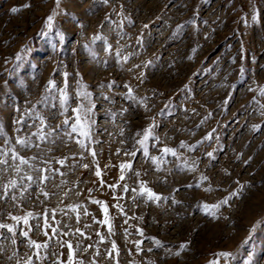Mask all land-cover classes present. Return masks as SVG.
<instances>
[{"label":"rangeland","instance_id":"obj_1","mask_svg":"<svg viewBox=\"0 0 264 264\" xmlns=\"http://www.w3.org/2000/svg\"><path fill=\"white\" fill-rule=\"evenodd\" d=\"M54 10L50 30L45 21ZM65 73L70 107L61 115L58 91L46 88L49 80L63 88ZM78 81L94 105L90 139L69 136L70 127L63 124L80 102ZM261 88L264 0H61L59 7L55 0H0V127L6 133L0 150L14 149L48 177L41 184V173L28 165H21L19 174L0 166V195L3 185L17 180L0 199V223L33 214L27 238L19 233L28 227L16 226L15 244L0 229V264H25L29 256L32 264H63L68 243L80 264H209L220 252L232 254L220 264H264ZM150 125L159 142L148 139V157H159L165 146L178 154L164 157L159 170L137 143ZM41 127L51 132L44 140L33 135ZM181 142L196 147L189 151ZM132 151L134 158L125 154ZM124 162L132 169L121 181ZM185 162H195L196 170L189 171ZM202 175L208 179L196 188ZM141 181L168 199H134L132 189ZM209 185L212 191L205 192ZM232 191L237 197L220 208L217 219L205 214L203 205ZM93 200L107 205L111 232ZM70 205L77 206L75 212ZM29 239L48 245L39 250L43 259L33 255ZM182 243L187 248L180 251Z\"/></svg>","mask_w":264,"mask_h":264},{"label":"snow or ice","instance_id":"obj_2","mask_svg":"<svg viewBox=\"0 0 264 264\" xmlns=\"http://www.w3.org/2000/svg\"><path fill=\"white\" fill-rule=\"evenodd\" d=\"M56 2V6L59 7L60 5V2L61 0H55ZM108 0H104V3H107ZM30 5H25L24 7H29ZM13 12H16L18 11V9H12ZM56 15V12L55 10L53 11V14L52 15H49L45 21V24L47 26L48 29H52L53 28V21H54V17ZM253 20L256 19V16L253 15L252 17ZM145 27H147V25H145ZM95 39L99 40L101 39V37L97 36L95 37ZM138 43H140V38H138ZM107 50V49H106ZM117 55H119V53H117ZM17 58L19 59L20 58V54H17ZM127 57L124 58L125 62L127 61ZM147 65H145L146 67ZM139 67V66H137ZM67 73L64 74V77H65V84H64V87L63 88H59L57 89L56 88V85L54 84V82L52 80H49L48 82V86L46 88V91L47 92H51L52 90H56L58 91L59 93V104H60V108H61V115H64L65 113L68 112L69 110V107H70V104H69V100H70V96H69V93H68V82H67ZM78 85H79V91H77L76 93V98L78 101H80L77 106L75 108H71V111H72V116L71 117H66L65 120L63 121V124L65 126H68L70 127V132L68 133L69 136H71L73 133H75L76 135L80 136V137H84V138H88L90 139V135H89V129H90V123H92L90 121V116H91V113H92V108L94 107V105L91 104V100H90V97H91V94L89 92H87L84 88V85L82 83H80L78 81ZM111 85H109L110 87ZM126 88L129 89L128 91V95L131 94L132 92V89L128 86V85H125ZM251 90V89H250ZM261 94H264V88H261L260 90ZM47 101V97L43 98V102H46ZM83 101H88V105H85L83 103ZM167 107V106H166ZM264 107V106H262ZM37 119L40 120V125L43 126L45 121L42 117L40 116H36ZM72 120L73 122L71 123V125H69V120ZM16 123L20 124V123H24L23 120H17ZM59 127V126H57ZM154 125H150L148 128H145L143 130V137L142 139L138 140L137 143H139L141 145V148H143L144 150V156L146 158H150L152 163L154 165H156V169L159 170L160 168V164L162 163H166V161L164 160V157H167L169 155L173 156V157H177L178 158V154H177V151L175 149H172V148H169L167 146L159 149L161 155L159 157H148V151H147V147H146V142L148 141V139L150 137H154ZM17 131H19V129H17ZM33 135H37L38 138L40 140H44L47 136H50L51 135V132H48V133H44L43 132V128H39L37 133H33ZM139 135V133H138ZM6 136V133L4 132L3 128L0 127V137H5ZM157 142H159V138L158 137H154ZM205 139H210V136L208 137H205ZM7 139H5V143H7ZM16 143L21 145L22 147H29L30 146V141L27 140V139H17L16 140ZM77 144H79V146L81 148H84L85 147V144H84V141L83 140H77L76 141ZM153 147H155V145H153ZM180 148H185L189 151H192L196 146H189V145H186L184 144L183 142H181V144L179 145ZM9 152L11 153L9 155ZM126 155H130L132 156L133 158L136 156V152L135 151H132V152H126L125 153ZM91 155H93V157H95V153L92 152ZM207 155L209 157H212L213 153L212 152H209L207 153ZM0 157H3V158H0V166H4L3 167V171L7 172L9 168H14L15 172L17 174H19V172L21 171V165H28L30 168H34L35 169V166L30 164L29 163V160H26L24 159L23 157L19 156L18 153L14 150V149H9L8 151H3V150H0ZM9 160L13 161L14 163L13 164H9ZM61 164H63V161H59ZM195 162H193V165L191 166H188L187 165V162H185V166H187L188 170L189 171H195V166H194ZM84 167L86 168L87 165H84ZM120 177L119 179L121 181L125 180V170H131L132 169V164L130 162H124V163H121L120 164ZM36 171H39L41 173V176H40V183H44V181L46 179H48L47 176H44L43 175V172L45 171L44 169H35ZM95 175L99 178L101 176V170L99 168H97L96 172H95ZM137 177H139L140 173H136ZM26 179H28L29 181H32L33 180V177L32 176H27ZM208 179V177L206 176H201L199 178V183H197L195 185L196 188H199L201 186V184L206 181ZM104 184V181L101 180V186H103ZM17 187V180L15 179H10L8 181L7 184L3 185V189H2V195H0V199H4L5 197L8 196L9 192L12 190V189H15ZM111 188L115 189L117 187V185H110ZM189 187H191V185H189ZM241 190L244 188V185H241L240 186ZM26 190V188H25ZM90 191V190H89ZM123 191L124 192H127L129 191V188L127 185H124L123 186ZM132 191L134 193H136V196L134 197V199L136 198H144L145 201H153V202H157V201H160L161 199H168L167 197H161L160 195L156 194L155 192H153L150 188L147 187V185L144 183V182H140L139 183V187H138V190L136 188H133ZM205 192H211L212 191V188L211 186L209 185V187L205 188L204 189ZM42 193H43V190H42ZM45 195V197L47 198V193H43ZM65 195H67V193H65ZM238 195V192L237 191H232L231 193H229L228 196H226L224 199L220 200L219 202L215 203V204H212V205H203V208L204 209H207L208 211H206V215L207 216H210L212 219H217V213L219 212L220 208L222 206H225V205H229V203L231 202L232 198L233 197H237ZM11 199L13 200H16V197L13 195L11 197ZM92 203L94 204H98L101 211L103 212L104 214V219L103 221H101L102 224H105L108 226V230L109 232L112 231V226H111V222H110V217L108 215V207L107 205L103 202V201H97V200H93ZM76 207L77 206H69V208L71 209V211L75 212L76 211ZM114 207H119V205H114ZM122 214H123V209L121 208L120 209ZM85 214H87V212H85ZM33 217V214L31 212L29 213H26L24 216H11V220L14 221L15 223L14 224H3V223H0V229H6L7 233H10L11 234V238H12V243L15 244L16 243V226L23 223V225H25L26 227H28V230L25 231L23 229H20V235L27 238L28 237V233L29 231H31V227L28 226L29 225V219ZM127 222V221H125ZM45 227H48L47 225V222H45ZM53 232H56V229H52ZM79 231V230H77ZM137 231L139 232V234L141 236H143V231H141L140 229H137ZM45 235H47V233H45ZM80 235H83V233L81 232ZM97 235H99V233H97ZM101 239H103L101 237ZM155 245L157 246H160V241L158 240H154L153 241ZM140 244L141 242L140 241H137L136 242V246H137V249L140 248ZM28 246L30 248H33L35 249L36 251L33 252V255H35L37 257V259H43V257L40 256L39 254V250L42 249V248H47L48 245L47 244H39V243H36L35 241L29 239L28 240ZM63 246V245H62ZM67 248H68V253H67V260L66 262H63V264H80V262L76 261L75 260V253L73 251V246L71 243H68L67 244ZM187 248V244H180L179 245V249L180 251H183ZM112 251L113 252H116L117 249H116V245L113 243L112 245ZM149 251H151V249H149ZM180 251L176 252L175 255H179L180 254ZM216 256L218 257V259H214V260H211L209 262V264H220V260H224L225 262H227L232 254L231 253H228V252H220V253H217ZM17 264H19V261H17ZM25 264H32V257L29 256L28 259L25 261ZM57 264H62L61 261L57 260Z\"/></svg>","mask_w":264,"mask_h":264}]
</instances>
